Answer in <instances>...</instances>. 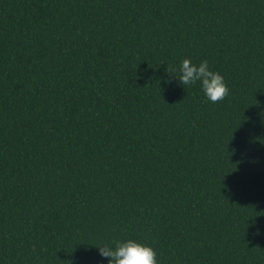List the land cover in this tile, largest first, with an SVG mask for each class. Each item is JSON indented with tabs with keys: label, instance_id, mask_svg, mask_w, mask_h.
<instances>
[{
	"label": "trees",
	"instance_id": "obj_1",
	"mask_svg": "<svg viewBox=\"0 0 264 264\" xmlns=\"http://www.w3.org/2000/svg\"><path fill=\"white\" fill-rule=\"evenodd\" d=\"M127 240L264 264V0H0V264Z\"/></svg>",
	"mask_w": 264,
	"mask_h": 264
},
{
	"label": "clouds",
	"instance_id": "obj_2",
	"mask_svg": "<svg viewBox=\"0 0 264 264\" xmlns=\"http://www.w3.org/2000/svg\"><path fill=\"white\" fill-rule=\"evenodd\" d=\"M167 73H176L177 69L167 66ZM179 76L176 77L182 86L201 83L202 91L212 103H219L229 95L228 85L219 72L210 70L209 62L202 61L199 65L185 58L179 67ZM99 254L108 258L109 264H158L157 251L144 243L134 240L117 241L115 246L105 244L98 247Z\"/></svg>",
	"mask_w": 264,
	"mask_h": 264
}]
</instances>
